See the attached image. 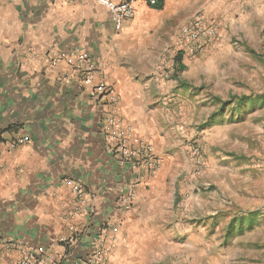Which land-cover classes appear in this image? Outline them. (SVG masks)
Here are the masks:
<instances>
[{
    "label": "crops",
    "instance_id": "obj_1",
    "mask_svg": "<svg viewBox=\"0 0 264 264\" xmlns=\"http://www.w3.org/2000/svg\"><path fill=\"white\" fill-rule=\"evenodd\" d=\"M134 6V17L114 31L108 11L90 0H0V264H17L18 245L59 253L58 239L71 225L83 233L62 264L89 253L106 221L119 224L110 264H149L166 240L174 205L170 186L179 175L174 168L185 137L173 115L184 114V101L201 82L191 66L220 46L227 24L263 23L264 0H162L160 10L138 0ZM187 7L202 12L217 35L200 54H181L175 75L168 59L177 49L174 41L164 44L161 28L189 16ZM77 51L101 62L133 136L150 143L161 161L157 172H141L129 208L117 205L118 189L136 174L105 152L100 126L106 98L70 76L63 60L50 62L52 53ZM14 136L27 143L9 150ZM193 146L199 145L195 141L189 150ZM66 180L83 184L91 216L71 215Z\"/></svg>",
    "mask_w": 264,
    "mask_h": 264
},
{
    "label": "rangeland",
    "instance_id": "obj_2",
    "mask_svg": "<svg viewBox=\"0 0 264 264\" xmlns=\"http://www.w3.org/2000/svg\"><path fill=\"white\" fill-rule=\"evenodd\" d=\"M195 9L161 28L164 44L203 14ZM242 25L227 24L220 46L191 66L201 82L184 114L173 115L185 129L183 156L170 186L167 237L149 264H264V22ZM195 141L198 171L189 150Z\"/></svg>",
    "mask_w": 264,
    "mask_h": 264
},
{
    "label": "built area",
    "instance_id": "obj_3",
    "mask_svg": "<svg viewBox=\"0 0 264 264\" xmlns=\"http://www.w3.org/2000/svg\"><path fill=\"white\" fill-rule=\"evenodd\" d=\"M70 2L72 0H65ZM104 7L109 15L114 31H120L124 24L135 15V3L138 0H90ZM149 7H155L158 0H143ZM217 35L216 26L203 14H194L183 24L174 39L177 53L198 55L213 43ZM63 60L68 66L70 76H76L84 87L92 88L106 98L109 106L101 126L105 152L120 166H126L135 172L133 181L121 184L118 189L117 205L120 208L131 207L137 198V185L141 179V172L148 174L157 172L161 168L160 158L155 154L153 146L133 136L132 128L119 112V100L112 86L107 82L98 59H94L84 52L77 51L71 55L62 52L51 54V65L56 66ZM67 75V73H65ZM27 143L23 136H14L7 142L9 150ZM193 163L198 171L202 165L199 146L191 148ZM74 201L72 216L89 217L92 213L89 196L78 181L66 180ZM119 224L106 221L102 224L98 234L92 239V246L85 256L76 260L74 264H110V256ZM83 230L76 226H68L66 232L58 239L60 252H48L41 247L19 246L20 256L17 264H62L67 252L76 244Z\"/></svg>",
    "mask_w": 264,
    "mask_h": 264
},
{
    "label": "trees",
    "instance_id": "obj_4",
    "mask_svg": "<svg viewBox=\"0 0 264 264\" xmlns=\"http://www.w3.org/2000/svg\"><path fill=\"white\" fill-rule=\"evenodd\" d=\"M154 9H157V10H160V9H162V0H158V3H157V5L155 6V7H153ZM173 62H174V64H175V66H176V69H175V72H174V74L177 72L176 70H180L181 68H180V62H181V53H177L175 56H174V58H173ZM176 75V74H175ZM239 102V101H238ZM240 103V102H239ZM223 105H226L225 103L224 104H222V106Z\"/></svg>",
    "mask_w": 264,
    "mask_h": 264
}]
</instances>
